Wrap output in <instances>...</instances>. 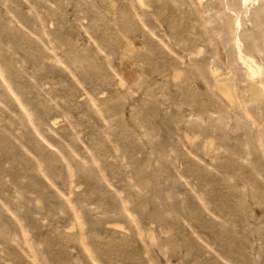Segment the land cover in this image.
Returning <instances> with one entry per match:
<instances>
[{
  "label": "rangeland",
  "instance_id": "1",
  "mask_svg": "<svg viewBox=\"0 0 264 264\" xmlns=\"http://www.w3.org/2000/svg\"><path fill=\"white\" fill-rule=\"evenodd\" d=\"M0 264H264V0H0Z\"/></svg>",
  "mask_w": 264,
  "mask_h": 264
},
{
  "label": "bare ground",
  "instance_id": "2",
  "mask_svg": "<svg viewBox=\"0 0 264 264\" xmlns=\"http://www.w3.org/2000/svg\"><path fill=\"white\" fill-rule=\"evenodd\" d=\"M226 89V88H225Z\"/></svg>",
  "mask_w": 264,
  "mask_h": 264
}]
</instances>
